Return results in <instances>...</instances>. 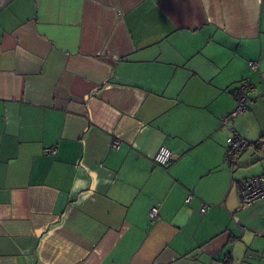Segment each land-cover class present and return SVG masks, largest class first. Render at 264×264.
Instances as JSON below:
<instances>
[{"label":"crops","instance_id":"1","mask_svg":"<svg viewBox=\"0 0 264 264\" xmlns=\"http://www.w3.org/2000/svg\"><path fill=\"white\" fill-rule=\"evenodd\" d=\"M242 80L264 0H0V264H264L234 184L264 173V96L221 124Z\"/></svg>","mask_w":264,"mask_h":264},{"label":"built area","instance_id":"2","mask_svg":"<svg viewBox=\"0 0 264 264\" xmlns=\"http://www.w3.org/2000/svg\"><path fill=\"white\" fill-rule=\"evenodd\" d=\"M249 66L252 70H258L259 62L255 60L249 61ZM235 107L221 118V124L227 125L228 122L235 116L246 111L248 103L257 98L264 96V89L260 90L249 82L248 80H242L240 84L234 90ZM231 138L229 144L225 151L224 161L226 163H231L236 156H238L248 145L249 141L241 136L237 131L231 129ZM256 143H259L258 141ZM121 144V140L118 138H113L110 146L111 148H118ZM46 152L54 154L56 152L55 148L48 147L45 149ZM153 160L163 166L171 163L173 161L171 150L161 145L157 148L153 154ZM234 184L238 186V193L240 197V207H247L252 205L257 200L264 198V173L257 175L248 176L240 180H234ZM191 195L186 199L189 201ZM209 207L208 204L202 203L200 211L203 213ZM148 216L151 219L159 217L158 206L154 205L148 212ZM243 229V227L241 228ZM245 257H251V252L247 251L244 255ZM219 264H233L232 257L230 254L223 257ZM242 264V263H239Z\"/></svg>","mask_w":264,"mask_h":264},{"label":"trees","instance_id":"3","mask_svg":"<svg viewBox=\"0 0 264 264\" xmlns=\"http://www.w3.org/2000/svg\"><path fill=\"white\" fill-rule=\"evenodd\" d=\"M259 142V141H258ZM249 144V143H248Z\"/></svg>","mask_w":264,"mask_h":264}]
</instances>
